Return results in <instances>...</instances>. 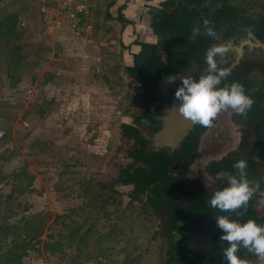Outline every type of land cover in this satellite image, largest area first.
<instances>
[{
    "label": "rangeland",
    "instance_id": "1",
    "mask_svg": "<svg viewBox=\"0 0 264 264\" xmlns=\"http://www.w3.org/2000/svg\"><path fill=\"white\" fill-rule=\"evenodd\" d=\"M158 1L0 0V17L18 14L25 53L16 86L9 85L3 67L0 72V88L9 89L0 96V172L24 169L31 177L22 194H9L10 178L0 181V225L24 229L28 222L41 229L22 264H161L159 247L172 235L157 212L148 210L142 227L122 219L113 204L86 221L80 214L88 198L80 185L89 178L116 179L119 166L132 161L126 152L133 144L119 129L121 122L134 123L141 89L123 66L139 49L134 40L157 41L147 11ZM120 9L130 20L125 25L117 18ZM211 143L203 141L187 171L202 185L205 161L214 156ZM145 162L134 161L130 171L139 174ZM131 187L114 185L122 204ZM72 219L82 223L77 233Z\"/></svg>",
    "mask_w": 264,
    "mask_h": 264
},
{
    "label": "flooded vegetation",
    "instance_id": "2",
    "mask_svg": "<svg viewBox=\"0 0 264 264\" xmlns=\"http://www.w3.org/2000/svg\"><path fill=\"white\" fill-rule=\"evenodd\" d=\"M214 30L216 36L209 37L206 46H201L198 50H187L192 57L188 62H184L181 68L164 72L156 79L147 109L140 102H136L139 111L133 117V125L142 143L131 138L132 150L136 151L141 146L146 156H140L135 161L146 160L144 164L146 168L147 162L154 158L155 154L165 153L164 148H155L148 139L161 127V110L167 106L172 112L177 111L174 107L177 103L174 92L181 81L177 76L174 82L169 83L167 77L191 74L197 78L206 71L204 56L207 48L221 43L228 45V51L220 58L219 67L228 68L229 74L222 80L220 86L237 81L243 85L245 93L253 100L245 116L228 109L220 112L211 126L192 124L178 151L167 154L171 156L177 154L187 137L192 134L191 142L195 146V155L182 177L175 184H171L167 192L159 189L156 193L151 185L146 187L145 191L152 200H167L171 205L170 210L177 216L176 227H170L168 230L172 235V243H175L173 264H208L216 254L222 258L227 243L220 240L221 230L215 224L216 216L226 215L240 222L253 219L257 224H264V1H260L255 10L247 9L243 15L226 16ZM151 33L153 34L152 30ZM190 39L193 41L194 35ZM136 41L142 40H134V43ZM138 48L134 53L141 49L140 45ZM140 89L141 94L143 91L141 86ZM206 137L212 138L214 156L213 159L205 161L207 180H204L202 185L199 179H189L187 171L199 147L207 140ZM239 159L248 161L247 179L252 184L258 183L259 187L245 208L222 211L211 207L210 197L227 183L226 180L217 178L216 173L224 170L236 174L237 170L233 165ZM237 212L243 214L237 215ZM237 255L247 264H264V261L258 260L246 248H239ZM226 263L224 259L222 264Z\"/></svg>",
    "mask_w": 264,
    "mask_h": 264
},
{
    "label": "trees",
    "instance_id": "3",
    "mask_svg": "<svg viewBox=\"0 0 264 264\" xmlns=\"http://www.w3.org/2000/svg\"><path fill=\"white\" fill-rule=\"evenodd\" d=\"M260 1L212 0L207 4V0H161L157 5H149L148 26L153 34L157 35V41H136L141 49L133 54L131 64L123 66L125 75L136 79L143 90L141 94L136 95V102H140L147 109L156 79L162 73L174 71L181 68L184 62H188L192 54L187 50H198L201 46H206L209 36L202 31L198 33L192 31L194 26L201 25L202 19L207 18L215 29L221 19L225 20L229 15H243L247 9L255 10ZM121 9L117 18L125 25L130 20L124 16ZM193 35L194 42L190 39ZM23 36L24 32L19 27L16 12H8L0 17V72L3 67L5 77L11 86H16L21 80L19 67L25 57ZM162 50L165 52L164 59ZM119 132L124 139L135 138V142L142 143L136 127L131 123L121 122ZM0 133H3V130ZM191 137L192 134L187 137L180 151L173 156L165 153L155 154L154 158L147 162L148 166L143 167L139 174H133L130 168L138 157L146 156L141 146L136 151L131 149L126 152L132 161L125 166H119L118 178H112L109 182L101 178H89L81 184V194L88 197L80 209L83 221L93 218L92 215L95 212L105 210L106 205L113 204L116 213L132 224L137 223L141 227L144 226L149 220L148 210H152L160 216L164 229L170 230V227H176L177 216L170 210L169 202L167 200H152L145 190L151 185L156 193L159 189L167 192L171 184H175L182 177L185 168L192 162L195 155V146L191 142ZM1 143L2 141H0ZM171 164L172 166H169ZM6 178H10L8 180L12 182L9 194H22L28 188L27 184L31 179L24 169L11 175L0 172V181L8 182ZM115 184L132 185L128 192V200L124 204H122V196L115 195L113 189ZM135 201L138 203V207L135 205ZM72 223L75 226L73 229L77 233L79 224L82 225V223H77L74 219H72ZM24 226V229H20L13 224L0 225V264H22V256L28 249L34 247L32 239L40 235V226L38 224L33 227V224L29 225L28 222ZM37 241L38 239L35 240V242ZM53 247L51 246V248ZM174 247L175 243H172L170 239L164 248L159 247L161 264H173ZM212 258L208 264H222L224 261L223 255L221 258L216 254ZM97 264H101V262L97 261Z\"/></svg>",
    "mask_w": 264,
    "mask_h": 264
},
{
    "label": "clouds",
    "instance_id": "4",
    "mask_svg": "<svg viewBox=\"0 0 264 264\" xmlns=\"http://www.w3.org/2000/svg\"><path fill=\"white\" fill-rule=\"evenodd\" d=\"M193 33L203 32L209 37H215L216 32L207 18L201 25L194 26ZM228 51L227 44H214L207 48L204 56L206 71L194 78L193 75H170L167 82L171 83L179 76L180 84L176 87V110L192 124L211 126L217 115L231 109L240 116H245L252 106L253 100L237 81L221 85L229 74L228 68L219 67L220 58ZM233 167L236 174L220 170L216 177L226 180V186L216 190L210 197L209 204L222 211L245 208L259 184H252L247 179L248 161L237 160ZM237 212V215H242ZM215 224L221 230L220 240L227 243L223 249V257L227 264H247L237 255L243 247L253 253L258 260L264 261V224H257L253 219L244 222L230 219L226 215L215 217Z\"/></svg>",
    "mask_w": 264,
    "mask_h": 264
},
{
    "label": "water",
    "instance_id": "5",
    "mask_svg": "<svg viewBox=\"0 0 264 264\" xmlns=\"http://www.w3.org/2000/svg\"><path fill=\"white\" fill-rule=\"evenodd\" d=\"M161 111V127L153 132L148 139L155 148H164L166 154H172L180 148L192 123L178 111L172 112L167 106Z\"/></svg>",
    "mask_w": 264,
    "mask_h": 264
},
{
    "label": "crops",
    "instance_id": "6",
    "mask_svg": "<svg viewBox=\"0 0 264 264\" xmlns=\"http://www.w3.org/2000/svg\"><path fill=\"white\" fill-rule=\"evenodd\" d=\"M45 2H46V1H45ZM46 4H47V3H42V5H41L42 7H41V8H42L44 11H46L47 13H49V10H50V11H52V10L49 9V6H46ZM116 6H119V3H117ZM132 10H134V9H132ZM45 18H46V17H45ZM48 20H49V19H48ZM45 21L48 22L47 19H45ZM48 23H49V22H48ZM50 25H52L53 28L56 27V25H54V24H50ZM22 30H23V32H24V29H22ZM56 36L59 38V39H58L59 41H62V40H65V39L68 40V37H65V36H63V35H56ZM3 88H4V89H2V86H1V88H0V96H3L4 93H7V94L9 93V92H8L9 89H8L7 86H6V87H3Z\"/></svg>",
    "mask_w": 264,
    "mask_h": 264
},
{
    "label": "built area",
    "instance_id": "7",
    "mask_svg": "<svg viewBox=\"0 0 264 264\" xmlns=\"http://www.w3.org/2000/svg\"><path fill=\"white\" fill-rule=\"evenodd\" d=\"M64 3H66L65 1H64ZM73 24V23H72Z\"/></svg>",
    "mask_w": 264,
    "mask_h": 264
}]
</instances>
